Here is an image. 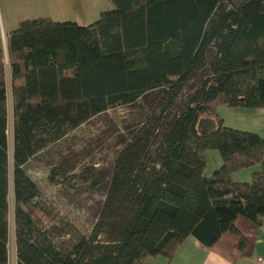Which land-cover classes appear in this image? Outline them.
Returning <instances> with one entry per match:
<instances>
[{"label":"trees","instance_id":"1","mask_svg":"<svg viewBox=\"0 0 264 264\" xmlns=\"http://www.w3.org/2000/svg\"><path fill=\"white\" fill-rule=\"evenodd\" d=\"M108 1L87 24L38 16L8 32L6 49L0 42V264H10L11 239L13 264L171 261L188 236L209 247L229 232L243 248L236 218H264V138L217 113L264 109V0ZM156 90L153 113L115 155L96 228L62 245L25 164L93 116ZM207 149L221 156L210 175ZM253 166L250 180L232 178ZM71 170L63 159L49 181L79 190L106 181L94 165Z\"/></svg>","mask_w":264,"mask_h":264},{"label":"rangeland","instance_id":"2","mask_svg":"<svg viewBox=\"0 0 264 264\" xmlns=\"http://www.w3.org/2000/svg\"><path fill=\"white\" fill-rule=\"evenodd\" d=\"M31 4V12H28L27 4L25 6L27 15L33 18L50 16L62 21H78L81 17L78 14L79 9L82 8L86 14V20L83 22L85 24L96 20L101 11L110 8L108 0H74V2L47 0L46 6L42 0H32ZM198 75L181 88L175 108L171 111L178 109L188 100L194 91ZM160 95L161 91L156 90L140 97L131 105H118L93 116L67 136L37 153L25 164L26 172L43 189L38 204L56 221L55 231L62 245L70 244L81 235H89L96 228L101 218L108 178L121 142L153 113ZM260 110L220 106L217 113L223 119L225 126L254 132L264 138V113ZM167 114L160 123L165 122ZM8 135L11 140V119H9ZM63 159L69 160L72 172H78L89 165L100 168L106 176V181L99 187L89 190H79L61 183L50 182L48 178L50 169ZM205 159L204 173L210 175L220 166L221 156L217 150L207 149ZM244 170L239 171L240 174L247 172ZM104 234L101 232L99 238L104 239ZM9 252L10 264H13L12 239Z\"/></svg>","mask_w":264,"mask_h":264},{"label":"crops","instance_id":"3","mask_svg":"<svg viewBox=\"0 0 264 264\" xmlns=\"http://www.w3.org/2000/svg\"><path fill=\"white\" fill-rule=\"evenodd\" d=\"M42 2L46 6L47 0H42ZM31 3L32 0H0V42L4 49H6L5 41L8 32L14 29L20 21L33 18L27 15L31 12ZM26 4L28 12L25 10ZM78 14L81 20L76 22L85 24L83 23L86 20L85 11L81 8ZM262 110L264 111L261 109L260 112L264 113ZM258 168V166H253L245 168L247 170L242 169L247 171L243 174H240L241 170L236 171L232 174V178L235 181H248L252 172ZM235 225L246 240L243 248L237 246L238 238L229 232L223 233L209 247L202 246L194 237L188 236L171 261L164 256H157L147 258L142 264H261L264 261V218L260 225H256L250 219L238 216Z\"/></svg>","mask_w":264,"mask_h":264},{"label":"built area","instance_id":"4","mask_svg":"<svg viewBox=\"0 0 264 264\" xmlns=\"http://www.w3.org/2000/svg\"><path fill=\"white\" fill-rule=\"evenodd\" d=\"M261 264H264V261Z\"/></svg>","mask_w":264,"mask_h":264}]
</instances>
